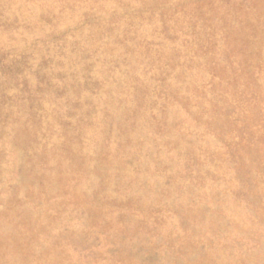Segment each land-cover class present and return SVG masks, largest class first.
Here are the masks:
<instances>
[{
  "label": "rangeland",
  "instance_id": "1",
  "mask_svg": "<svg viewBox=\"0 0 264 264\" xmlns=\"http://www.w3.org/2000/svg\"><path fill=\"white\" fill-rule=\"evenodd\" d=\"M0 264H264V0H0Z\"/></svg>",
  "mask_w": 264,
  "mask_h": 264
}]
</instances>
